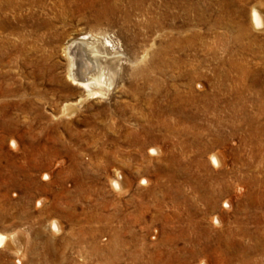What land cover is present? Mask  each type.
Wrapping results in <instances>:
<instances>
[{"label": "rangeland", "instance_id": "374dc122", "mask_svg": "<svg viewBox=\"0 0 264 264\" xmlns=\"http://www.w3.org/2000/svg\"><path fill=\"white\" fill-rule=\"evenodd\" d=\"M0 233V264H264V0H0Z\"/></svg>", "mask_w": 264, "mask_h": 264}, {"label": "bare ground", "instance_id": "6f19581e", "mask_svg": "<svg viewBox=\"0 0 264 264\" xmlns=\"http://www.w3.org/2000/svg\"><path fill=\"white\" fill-rule=\"evenodd\" d=\"M252 20L255 25L259 24L260 17L256 12V10L252 11ZM91 47L82 41L79 43L74 42L67 47L68 48L67 54L70 57L69 71H72L73 74L72 75L73 84L79 86L80 88L85 89L88 92H92L94 87L100 86L104 82L103 74L101 72L102 68L100 67L99 59H98V52L97 50L93 49V47L92 48ZM69 76L70 75H68V77ZM213 162L216 165V161L214 158H213ZM11 239L12 236L8 234L0 233V248L2 246L12 248L14 245Z\"/></svg>", "mask_w": 264, "mask_h": 264}]
</instances>
